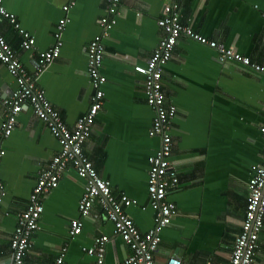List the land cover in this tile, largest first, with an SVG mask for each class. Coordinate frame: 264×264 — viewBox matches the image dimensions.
<instances>
[{
	"label": "crops",
	"instance_id": "0c3cea01",
	"mask_svg": "<svg viewBox=\"0 0 264 264\" xmlns=\"http://www.w3.org/2000/svg\"><path fill=\"white\" fill-rule=\"evenodd\" d=\"M166 1L121 0L117 25L104 41V105L83 145L99 175L110 181L113 194L136 200L126 212L141 232L153 225L148 158L158 149L160 139L148 133L154 111L146 102L143 77L134 65L146 61L163 35L157 21ZM64 2L2 0L19 28L34 37L31 50L21 48L22 34L8 19L0 22V29L33 74L35 85L73 127L90 103L86 51L100 32L98 19L106 13V2L75 0L67 11L62 9ZM178 2L182 22L264 65V0ZM64 15L70 21L61 33L58 57L33 73L38 53L55 44V26ZM162 68L165 100L176 107L170 127V161L179 182L167 190V199L177 211L160 233L154 260L156 264H165L170 257L180 264L227 263L244 217L252 167L262 161L259 128L264 123V73L240 62L220 61L214 50L184 36ZM15 86V79L0 62V125L3 100ZM0 146L5 150L0 165L5 187L0 203V262L4 263L11 258L9 241L17 215L26 209L39 173L48 167L59 145L24 103L9 137L1 138L0 127ZM82 185L83 179L69 165L58 185L41 197L43 210L23 264H55L63 248L61 264H94L86 248L101 234L109 237L105 264H123L130 249L114 235L113 224L99 203L93 204L89 216L80 215ZM72 219L83 222L81 232L73 236L69 234ZM253 264H264V224Z\"/></svg>",
	"mask_w": 264,
	"mask_h": 264
},
{
	"label": "built area",
	"instance_id": "2783aa9c",
	"mask_svg": "<svg viewBox=\"0 0 264 264\" xmlns=\"http://www.w3.org/2000/svg\"><path fill=\"white\" fill-rule=\"evenodd\" d=\"M106 2V13L98 19L100 32L95 34L87 45L86 72L90 84V103L73 127L63 121L58 111L46 97L43 89L35 85V78L29 73L17 57L15 51L5 39L0 29V62H2L16 86L9 98L3 100V120L1 121V138L9 137L14 127L17 114L27 103L34 115L45 123L50 133L58 141L59 149L54 154L47 168L43 169L32 188L26 209L16 218V225L10 237L11 258L0 264H23L26 251L31 247V237L37 229L38 220L43 210L41 197L55 188L67 166H71L76 175L83 179L82 195L78 210L82 217L91 214L92 206L99 203L106 218L113 224L114 235L119 237L130 249L123 264H156L154 252L161 240L160 233L176 214V205L167 199L170 186H177L179 179L170 161L172 153L171 121L175 117L176 107L167 103L162 84L163 65L172 57L174 47L181 36L206 45L216 52L220 61H236L251 69L264 73V65L252 61L248 55L239 53L233 46L217 41L196 31L191 25L181 21L178 0H167L163 5V15L157 24L163 31L155 49L142 64L134 65V71L143 77V91L148 105L154 111L149 135L160 139L158 149L149 156L147 172L148 204L153 210V225L141 232L127 214L126 208L136 200L125 194L115 196L108 179L99 175L96 168L84 154L83 145L90 137L96 116L104 105L105 76L101 71L105 39L112 28L117 25V12L121 0H101ZM75 0H65L62 9L67 11ZM8 19L22 34L21 48L31 50L35 39L27 31L19 28L13 13L7 11L0 0V22ZM70 21L68 15L59 18L54 36L55 44L47 50L40 51L33 62V73L41 72L54 58L58 57L62 44L61 33ZM1 94V91H0ZM262 144V161L252 167V175L247 183V197L241 228L236 235L227 263L209 261L207 264H253L258 245L259 232L264 224V123L259 128ZM5 150L0 146V165ZM4 183L0 179V203L5 193ZM81 219L70 221L69 234L81 232ZM105 234L96 236L86 251L93 255L94 264H105ZM65 248H63V251ZM61 251L55 264H61L64 252ZM165 264H180L175 257H170Z\"/></svg>",
	"mask_w": 264,
	"mask_h": 264
}]
</instances>
